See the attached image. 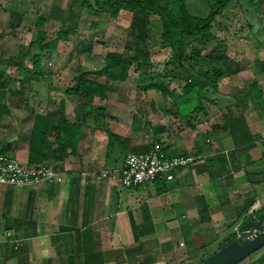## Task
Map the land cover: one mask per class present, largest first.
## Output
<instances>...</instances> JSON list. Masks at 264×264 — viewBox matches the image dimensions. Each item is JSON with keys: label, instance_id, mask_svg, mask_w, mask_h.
Listing matches in <instances>:
<instances>
[{"label": "crops", "instance_id": "obj_1", "mask_svg": "<svg viewBox=\"0 0 264 264\" xmlns=\"http://www.w3.org/2000/svg\"><path fill=\"white\" fill-rule=\"evenodd\" d=\"M261 72L247 84L238 79V92L226 90L215 101L204 89L206 103L195 110L174 98L182 90L171 91L172 106L153 118L144 112L132 119L131 106L121 101L109 105L110 91L98 105L84 97L79 106L83 95L68 90L38 92L43 105L37 107L28 103L30 90L12 94L26 100L1 99L0 151L30 163L42 114L50 122L40 162L63 172L64 180L0 185V264H196L264 210ZM158 140L171 154L202 158L177 168L172 180L132 187L98 175ZM238 264H264V246Z\"/></svg>", "mask_w": 264, "mask_h": 264}, {"label": "rangeland", "instance_id": "obj_2", "mask_svg": "<svg viewBox=\"0 0 264 264\" xmlns=\"http://www.w3.org/2000/svg\"><path fill=\"white\" fill-rule=\"evenodd\" d=\"M216 1L186 0V5L192 13L206 15ZM261 12H264V0H231L219 10L201 53L216 59L214 69L222 75L217 90L209 88L210 85L205 88L209 100L215 101L226 90L238 92L239 80H249L247 84L264 68V16H260ZM41 30L46 32L47 41L56 38L60 31H65L66 37L56 48L42 50V74L35 76L33 54L40 49L31 42ZM161 33L160 18L147 11L136 13L122 9L117 16L108 12L99 15L83 7L81 0H0V70L7 80L6 87L0 88V100L8 101L14 91L23 87L25 91L30 90V105H43L41 99L34 97L38 92L42 95L48 91L64 92L75 84L76 74L102 68L106 53L117 51L129 58L130 74L125 81L109 82L110 102L107 103L110 105L114 100L129 104L132 119H140L144 112L152 118L154 114L166 113L173 103L170 91H181L189 74L184 67L167 63L171 48L162 46ZM136 57L149 59L148 73L140 74L141 63ZM194 62L189 61L188 67ZM165 71L171 72L164 77L169 87L166 94L160 88L142 85L150 78L163 77ZM261 73L264 75V71ZM99 79L105 80V76ZM82 98L74 97L75 101H80L79 106L84 105V96ZM13 99L26 100L16 95ZM95 99L93 105L105 102L100 97ZM219 105L222 104L219 102ZM252 218L253 215L248 219ZM226 242L207 248L196 264Z\"/></svg>", "mask_w": 264, "mask_h": 264}, {"label": "trees", "instance_id": "obj_3", "mask_svg": "<svg viewBox=\"0 0 264 264\" xmlns=\"http://www.w3.org/2000/svg\"><path fill=\"white\" fill-rule=\"evenodd\" d=\"M231 0H217L206 15H197L192 13L186 0H172L163 2L162 0H81V5L97 14L108 12L117 16L120 10L125 9L133 12L139 10L147 11L158 15L162 26V46L171 48V55L167 61L168 64H177L184 67L189 74V80L182 86V94L174 95L175 99H185L193 109L203 106L202 91L209 85L215 90L218 89V82L222 76L220 72L215 71L216 59L208 55H202V45L206 43L208 34L212 29V23L221 8L227 5ZM262 16L264 12H261ZM66 37L65 31H60L56 38L46 40V32L39 31L35 40L31 43L39 47V51L33 54V65L35 76L42 74L41 58L42 50H51L57 47L58 42ZM197 41V42H196ZM199 43V44H198ZM128 57L117 51H108L105 55V64L97 70H83L75 75V84L68 88L70 92L83 95L87 101H93L96 96L102 99L108 97L109 82L125 81L130 74ZM140 63V74L144 75L150 70V61L145 57H136ZM195 61L188 67V62ZM171 72L165 71L164 76L156 79L150 78L144 84L146 88H160L163 93L169 91L164 77ZM105 76V80L99 77ZM25 80H28L25 77ZM24 82V81H23ZM7 85L4 71L0 70V88L4 89ZM207 90V89H206ZM18 93L24 91V88L16 90ZM171 93V91H170ZM203 102V103H202ZM88 103V102H87ZM198 103V104H197ZM102 103L99 108L105 109ZM50 119L42 114H37L30 144V163L40 162L45 154L44 147L47 143L48 125ZM114 137H120L114 134ZM233 234L227 241L233 239ZM224 245V244H223ZM221 245V246H223ZM220 246V247H221ZM202 258L201 261L205 260ZM238 264V263H237Z\"/></svg>", "mask_w": 264, "mask_h": 264}, {"label": "built area", "instance_id": "obj_4", "mask_svg": "<svg viewBox=\"0 0 264 264\" xmlns=\"http://www.w3.org/2000/svg\"><path fill=\"white\" fill-rule=\"evenodd\" d=\"M202 154H171L165 144L158 140L146 151H131L124 164L117 168H102L101 178L118 181L124 187H132L163 177L172 180L177 168L197 162ZM64 174L47 162L29 163L16 156L0 151V185L36 186L43 182H62ZM259 203H254L258 208ZM240 230V228H238ZM183 244V243H182Z\"/></svg>", "mask_w": 264, "mask_h": 264}, {"label": "water", "instance_id": "obj_5", "mask_svg": "<svg viewBox=\"0 0 264 264\" xmlns=\"http://www.w3.org/2000/svg\"><path fill=\"white\" fill-rule=\"evenodd\" d=\"M262 246H264V210L242 227L233 239L198 264H237Z\"/></svg>", "mask_w": 264, "mask_h": 264}]
</instances>
